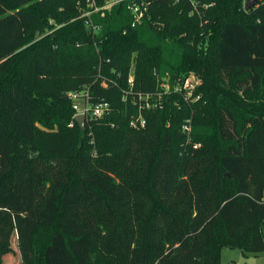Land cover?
<instances>
[{
	"label": "trees",
	"instance_id": "1",
	"mask_svg": "<svg viewBox=\"0 0 264 264\" xmlns=\"http://www.w3.org/2000/svg\"><path fill=\"white\" fill-rule=\"evenodd\" d=\"M143 2L131 26L128 0H0V264L13 237L22 264L264 252V2ZM77 89L108 103L83 129Z\"/></svg>",
	"mask_w": 264,
	"mask_h": 264
},
{
	"label": "rangeland",
	"instance_id": "2",
	"mask_svg": "<svg viewBox=\"0 0 264 264\" xmlns=\"http://www.w3.org/2000/svg\"><path fill=\"white\" fill-rule=\"evenodd\" d=\"M130 72L132 73V65L130 66ZM68 73L71 74V72ZM198 82L199 79L196 78L193 74L189 73L186 74V76L183 78L182 81L177 82L174 80L173 83L171 84L169 80L165 78V80H163L161 84L162 87L164 88V92L165 91L168 92V95L172 96V99H174L172 104L178 107L179 101L178 99L173 98L174 97L173 95L175 93L172 92H179L183 96V99L188 100L192 96L193 92L195 94L194 88L195 85L198 84ZM72 92L73 93L76 92L78 95L82 93L80 89H77ZM70 94L68 95L70 96ZM158 96L160 97V94ZM71 100L72 102H75L76 99L74 100V98H71ZM76 102L80 103L79 100H76ZM182 128H184L187 131L188 125L183 124ZM11 244L14 251L12 253L6 254L3 257V264H22L19 251L16 245V240L14 237L11 238ZM220 264H264V252L258 254H252L247 252L245 253L241 249L224 246L221 248L220 251Z\"/></svg>",
	"mask_w": 264,
	"mask_h": 264
},
{
	"label": "built area",
	"instance_id": "3",
	"mask_svg": "<svg viewBox=\"0 0 264 264\" xmlns=\"http://www.w3.org/2000/svg\"><path fill=\"white\" fill-rule=\"evenodd\" d=\"M121 1L123 0H104L103 3L97 5L95 0H87V5L89 8L82 15L89 16L91 13H99L100 15H103L105 12L110 11L115 4ZM190 2L193 3V0H190ZM260 2H264V0H258L254 6H256ZM244 3L245 0H242V8L246 10L247 8H245ZM127 8L131 11L133 15L131 20V26H135L141 23V20L146 10V6L143 0H128ZM86 24L91 26L93 30L97 29V27L94 26L90 20H87ZM130 80H131V76L129 77V81ZM69 94H70V99L74 98V100L76 99L80 101V103L76 102V100L75 102H72V108L74 110V115L78 113L84 115V123L91 119L100 118L108 111L107 102L90 103L87 101V98L85 96L86 94L84 91H82L80 95H78L76 92L73 93L72 91L69 92ZM72 124L73 121H71L69 125ZM138 124L139 125L144 124V120L141 117H138L135 120L130 121V125L132 126H136Z\"/></svg>",
	"mask_w": 264,
	"mask_h": 264
},
{
	"label": "water",
	"instance_id": "4",
	"mask_svg": "<svg viewBox=\"0 0 264 264\" xmlns=\"http://www.w3.org/2000/svg\"><path fill=\"white\" fill-rule=\"evenodd\" d=\"M258 0H245L244 6L245 8H250L256 4ZM73 119L78 124L79 128H84V115L81 113L73 115Z\"/></svg>",
	"mask_w": 264,
	"mask_h": 264
},
{
	"label": "crops",
	"instance_id": "5",
	"mask_svg": "<svg viewBox=\"0 0 264 264\" xmlns=\"http://www.w3.org/2000/svg\"><path fill=\"white\" fill-rule=\"evenodd\" d=\"M262 253V252H261Z\"/></svg>",
	"mask_w": 264,
	"mask_h": 264
}]
</instances>
